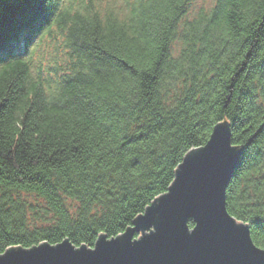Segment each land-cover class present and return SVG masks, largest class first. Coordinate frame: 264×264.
<instances>
[{
  "label": "trees",
  "instance_id": "obj_1",
  "mask_svg": "<svg viewBox=\"0 0 264 264\" xmlns=\"http://www.w3.org/2000/svg\"><path fill=\"white\" fill-rule=\"evenodd\" d=\"M118 1L0 0V255L123 235L219 124L264 250V0Z\"/></svg>",
  "mask_w": 264,
  "mask_h": 264
},
{
  "label": "water",
  "instance_id": "obj_2",
  "mask_svg": "<svg viewBox=\"0 0 264 264\" xmlns=\"http://www.w3.org/2000/svg\"><path fill=\"white\" fill-rule=\"evenodd\" d=\"M241 156L230 127L219 124L204 147L186 155L169 192L123 235L102 236L94 249L76 248L69 240L9 248L0 264H264V250L254 243L249 225L227 209Z\"/></svg>",
  "mask_w": 264,
  "mask_h": 264
},
{
  "label": "rangeland",
  "instance_id": "obj_3",
  "mask_svg": "<svg viewBox=\"0 0 264 264\" xmlns=\"http://www.w3.org/2000/svg\"><path fill=\"white\" fill-rule=\"evenodd\" d=\"M124 1H131V0H124ZM135 0H133V5L130 8V10L128 11V13L126 14V16L130 13H132V11L135 9L134 7H136L137 3H134ZM216 0H194L193 4L190 7V11L189 14L187 16L186 19H188L189 21H192L193 19H195L197 17V15L201 12V11H208L211 10L214 6H215ZM101 4L103 6H108L110 4H112V0H101ZM124 3L119 0L117 5L122 6ZM182 46L179 43L176 44L175 48H174V53L175 55H178L180 53ZM45 51V48L43 49ZM48 59V57L46 58ZM147 233H150V231H148ZM146 234V233H144ZM141 237L143 236V232L140 234Z\"/></svg>",
  "mask_w": 264,
  "mask_h": 264
},
{
  "label": "snow or ice",
  "instance_id": "obj_4",
  "mask_svg": "<svg viewBox=\"0 0 264 264\" xmlns=\"http://www.w3.org/2000/svg\"><path fill=\"white\" fill-rule=\"evenodd\" d=\"M0 257H3V256H0Z\"/></svg>",
  "mask_w": 264,
  "mask_h": 264
}]
</instances>
